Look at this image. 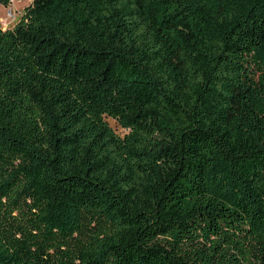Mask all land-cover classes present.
<instances>
[{"label": "trees", "instance_id": "trees-1", "mask_svg": "<svg viewBox=\"0 0 264 264\" xmlns=\"http://www.w3.org/2000/svg\"><path fill=\"white\" fill-rule=\"evenodd\" d=\"M0 264H264V0L0 26Z\"/></svg>", "mask_w": 264, "mask_h": 264}, {"label": "rangeland", "instance_id": "rangeland-1", "mask_svg": "<svg viewBox=\"0 0 264 264\" xmlns=\"http://www.w3.org/2000/svg\"><path fill=\"white\" fill-rule=\"evenodd\" d=\"M32 0H14L7 7H0V26L3 31L12 29L21 17L25 10L31 5ZM112 126L120 131L113 120H109Z\"/></svg>", "mask_w": 264, "mask_h": 264}]
</instances>
